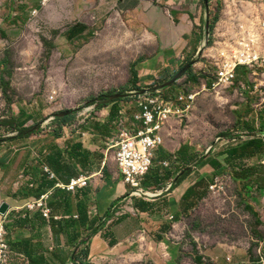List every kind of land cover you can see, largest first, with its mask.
<instances>
[{
    "label": "crops",
    "instance_id": "1",
    "mask_svg": "<svg viewBox=\"0 0 264 264\" xmlns=\"http://www.w3.org/2000/svg\"><path fill=\"white\" fill-rule=\"evenodd\" d=\"M208 9L205 0H49L45 5L41 0H0V34H26L22 20L27 24L38 13L41 23H49L61 35L62 39L54 42L58 50L76 56L86 50L91 58L95 41L92 27L100 22L103 35L110 32L108 28L116 30L112 34L118 41L111 57L130 69L129 84L132 68L138 73L136 85L141 87L130 90L131 94L161 87L203 50ZM184 76L189 83L198 84L199 78H192L197 77L193 69ZM135 102L131 122L126 108L111 103L109 109L101 108L96 116L103 117L93 118L91 126L86 123L73 131L64 126L63 135L53 144L27 143L23 152L12 147L15 152L11 156L1 157L0 206L7 203L9 210L0 214V223L4 222L7 231L10 264H79L75 256H81L83 264H130L132 255L136 264H176V258L187 256L200 264L204 256L188 255L186 243H181L186 229L182 219L207 198L209 185L219 174L206 159L199 160L205 155L196 156L192 141L181 133L183 121H171L163 129L164 143L155 151L152 166L141 180L152 193L149 197L130 196L120 170L111 167L107 155L95 146L99 138L106 139L107 145L117 137L123 120L129 132L142 127L133 119L140 111ZM113 125L118 127L117 134L111 137ZM76 143L82 146L77 154ZM183 146L189 147L187 153H179ZM45 166L55 178L45 173ZM199 166L198 171L192 170ZM189 167L179 181L183 169ZM81 175L89 177L85 187L75 191L64 188ZM41 197L46 198L49 218L38 209L23 208ZM206 253L211 260L218 258L209 250ZM226 257L230 261V256ZM255 260L256 256L249 264Z\"/></svg>",
    "mask_w": 264,
    "mask_h": 264
},
{
    "label": "rangeland",
    "instance_id": "2",
    "mask_svg": "<svg viewBox=\"0 0 264 264\" xmlns=\"http://www.w3.org/2000/svg\"><path fill=\"white\" fill-rule=\"evenodd\" d=\"M263 4L264 0H208L210 17L208 22L212 33L218 34L220 28L229 26L234 21L235 13L238 12H248L256 17L257 21L263 20ZM22 23V31L25 30L26 34L10 37L0 34V80L10 81L14 89L8 90V97L12 100L8 105L0 84V160L11 156L15 150L19 153L23 152L27 143L36 144L43 141L48 145L59 141L64 133V126L70 131L80 129L86 123L91 126L94 122L93 118L103 117L96 116L103 110L97 107L99 102L86 106L87 100L91 97L100 94L105 97L124 94L141 87L138 84H129L130 69L122 67L119 61L111 57V51L118 41L117 35L112 34L116 30L108 28L110 32L103 35L100 22L93 25L94 54L91 58H87L86 50H82L79 56L58 50L57 43L54 42L61 40V35L56 34L49 23H41L38 13L31 16L27 24L23 20ZM203 39L205 45L203 50L192 59L197 61L192 69L199 78L198 84L189 83L184 76L175 84L176 86L173 85L175 87L164 90L163 94L167 97H174L183 91L197 94L192 112L182 122L181 133L192 141L197 157L206 155L207 149L214 146L211 155L221 160L224 156L220 153L232 145L241 144L250 137L263 138L264 77L252 76V73L246 76L245 70L240 69L238 80L245 84V88L236 85L231 89H213V71L206 57V50L212 46L213 41L206 44L205 33ZM43 40L48 42L43 45ZM48 52L51 53L50 56ZM82 55L85 57L84 60L81 58ZM139 82L144 85L143 80L140 79ZM134 96V94L130 95L116 103L126 108L129 122L137 107ZM73 108H78L76 113L67 117L65 121L57 120L55 116L57 113ZM21 109L33 115V119L24 126L26 129L33 128L30 132L31 139H19L12 144L10 139L18 136V133L13 126L4 123L11 121V112L18 114ZM112 127L111 137L117 134L118 128L115 125ZM249 127L252 128L253 133H248L251 130ZM235 133L242 135L243 138L222 146L215 144L218 137L229 138ZM106 142V139L99 138L95 146L99 151L104 152L105 156L107 155L111 167L118 169L113 159L114 149L107 152ZM262 156L263 154L249 160L248 165L255 172L252 171L248 181L250 186L248 195L243 189L242 182L232 179L229 173L224 171L219 174L221 184L214 189L209 187L207 198L201 200L182 219L186 229L185 241L182 240L181 243H186L188 255L204 256L200 264H249L255 259L260 242H263L264 247ZM199 169L200 166L197 169L192 167V170ZM245 202L250 204L252 212L246 208ZM253 211L257 220L252 214ZM208 250L218 256L215 261L207 255ZM132 256L134 258L129 262L136 264L135 256ZM226 256H230V261L225 260ZM175 263L196 264L197 262L187 256L176 258ZM143 264L154 263L144 261Z\"/></svg>",
    "mask_w": 264,
    "mask_h": 264
},
{
    "label": "built area",
    "instance_id": "3",
    "mask_svg": "<svg viewBox=\"0 0 264 264\" xmlns=\"http://www.w3.org/2000/svg\"><path fill=\"white\" fill-rule=\"evenodd\" d=\"M49 0H41L45 5ZM36 10H33V14ZM229 26L220 28V33L205 31L206 44L211 41L212 46L206 50V57L212 69L213 89H231L236 85L245 88V84L238 80L239 70L244 69L246 76L264 77V19L257 21L256 17L248 12H238ZM205 89V86H204ZM140 111L133 117L141 128L133 133L124 128L125 121H121V128L117 137L107 143V152L114 149L113 159L130 188V196L149 197L152 193L146 190L141 183L143 176L152 166L155 151L164 143L163 129L171 121L187 119L193 110L197 94L183 91L175 97H167L162 89L150 88L144 94H134ZM243 138L235 133L229 138L218 137L215 144H231ZM214 146L207 149V153L214 150ZM261 163L264 164V153ZM49 177L55 174L44 167ZM89 177L78 176L71 179L64 188L75 191L88 184ZM221 184V178L216 176L210 189ZM46 198L27 203L26 210L38 209L44 218L50 217V210L45 203ZM7 231L4 222L0 223V264H10L11 249L6 240ZM226 260H229L226 257ZM253 264H264V249L257 248L256 260Z\"/></svg>",
    "mask_w": 264,
    "mask_h": 264
},
{
    "label": "trees",
    "instance_id": "4",
    "mask_svg": "<svg viewBox=\"0 0 264 264\" xmlns=\"http://www.w3.org/2000/svg\"><path fill=\"white\" fill-rule=\"evenodd\" d=\"M211 29H212L211 26H209V30L212 33ZM191 72H192V69L188 70L185 75L190 74ZM132 75H133V79L131 81V84L136 85V83L138 82V73L134 67L132 68ZM192 78L194 81L198 80L197 77L193 76ZM0 84L3 89V93L6 97V101L8 102V105H10L12 103V100L10 97H8V90L13 89L11 86V83L8 80L6 81V80L1 79ZM140 91L141 90H139V92ZM104 97L105 96L103 94H100L96 97H91L90 99L87 100L86 106L87 107L92 106L96 104L97 102H99V104H97V107L102 108V107L108 106L111 103H116L117 101L123 100L122 98V99L111 101L108 104H103L102 100H104ZM11 117H12L11 121L5 122L4 124L13 126L14 130L17 131L18 136L10 140L13 141L15 139H23V138L30 137L31 136L30 132L33 130V128L26 129L24 126L27 124V122L33 119V115L27 114L24 110L21 109L18 114L11 112ZM66 119L67 117L57 118L58 121H65ZM249 128L252 129L251 127ZM56 136H59V135H56ZM81 147L82 146L79 143H76L74 145V151L76 152L75 154H77V151L81 152ZM188 150H189V147L183 146L180 149L179 153H182L184 151L187 153ZM263 153H264V136L263 138L252 137V138L247 139L241 144H238L236 146L231 147L228 150L221 152L220 155L224 156V158L221 160L216 159V157H213L211 155L212 151H210L207 155H205V158L201 157L199 158V160L206 159V162L209 163L214 168L215 174H220L224 171H227L232 179L239 180L240 182H242L243 189L245 193L248 195L250 191V186L248 184V181L250 179L252 171L255 172V170L253 168L252 170L251 167L246 164V162L249 159L259 157ZM82 154L83 153H81L80 155ZM202 163H205V162H202ZM190 169H191L190 167L183 169L184 173L179 178V181L184 177L185 174H187L190 171ZM245 206L249 211L252 212V207L250 206L249 203L245 202ZM252 214L256 218V214L254 211ZM84 253H86L87 255V251L86 252L84 251ZM79 258H81V256ZM79 258L75 256L74 261L79 262V264H83L82 258L81 259ZM37 264H39V262H37Z\"/></svg>",
    "mask_w": 264,
    "mask_h": 264
},
{
    "label": "water",
    "instance_id": "5",
    "mask_svg": "<svg viewBox=\"0 0 264 264\" xmlns=\"http://www.w3.org/2000/svg\"><path fill=\"white\" fill-rule=\"evenodd\" d=\"M205 5L208 6V0H205ZM206 30L208 31L209 30V23L207 25V28ZM197 63V61H191L189 62L187 65H185L171 80L167 81L166 83H164L163 85H161V87H158V89H164L166 87H169V86H172L174 85L175 83H177L180 79H182L184 77V75L186 74V72L190 69H192L195 64ZM148 91V89H144L140 92H138L139 94H144ZM135 93H124V94H112V95H108L105 97L104 100H102V103L103 104H108L110 103L111 101H114V100H117V99H122V98H126L128 97L129 95H133ZM78 110V108H73V109H68L66 111H62L60 113H57L55 116L56 118H65V117H68L74 113H76ZM9 210V205L7 203H3L1 206H0V214H3L5 215Z\"/></svg>",
    "mask_w": 264,
    "mask_h": 264
}]
</instances>
